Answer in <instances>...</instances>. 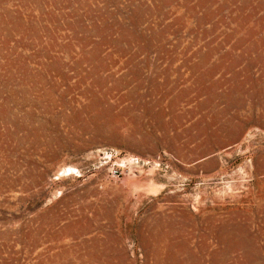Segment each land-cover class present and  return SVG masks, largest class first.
I'll return each instance as SVG.
<instances>
[{
	"label": "rangeland",
	"instance_id": "obj_1",
	"mask_svg": "<svg viewBox=\"0 0 264 264\" xmlns=\"http://www.w3.org/2000/svg\"><path fill=\"white\" fill-rule=\"evenodd\" d=\"M0 264H264V0H0Z\"/></svg>",
	"mask_w": 264,
	"mask_h": 264
}]
</instances>
